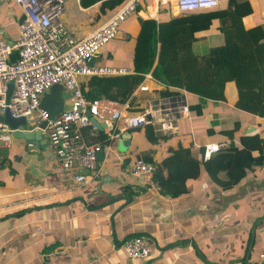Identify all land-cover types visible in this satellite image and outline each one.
<instances>
[{
    "label": "crops",
    "instance_id": "obj_1",
    "mask_svg": "<svg viewBox=\"0 0 264 264\" xmlns=\"http://www.w3.org/2000/svg\"><path fill=\"white\" fill-rule=\"evenodd\" d=\"M103 1H66L64 19L78 37L89 35L108 19L100 10ZM228 5L229 0H221L220 9ZM170 7L171 17L184 15L177 11L175 0ZM254 9L245 18L247 27L264 23V0H254ZM134 14L143 17V12ZM161 14L167 16V11L162 9L151 17L159 19ZM22 16L14 2L0 0V37L16 42ZM132 16L123 23L116 38L120 41H110L102 48L97 64L133 69L141 18ZM219 26L216 19L210 29L197 34L198 53L224 43ZM209 33L215 42L208 46L204 38ZM127 44H131L128 52L124 49ZM147 75L131 99L122 104L126 111L136 112L134 109H143L150 99L166 96L162 94L166 87ZM169 89L172 94L184 92ZM226 93V100H206L199 109L201 98L187 92L184 96L190 112L179 120L176 131L164 134L155 130V140L146 136L147 143L137 135L140 131L134 132L129 150L118 149L123 159L116 155L99 158L97 174L82 189H74L72 173L58 168L50 143L32 152L20 139L11 147H0L6 148L0 152V222L4 224L0 264H264V158L259 159L264 149L250 151L251 158L238 166L244 177L230 187H226L231 180L228 171L211 175L209 159L204 158L208 143L229 141L230 146L242 149L243 134L264 139V118L235 106L234 84L228 85ZM237 124L241 130L231 137L229 131ZM86 134L90 138L96 133L87 129ZM139 158L154 163L156 170L165 161V175L179 162L197 161L200 173L188 180H174L173 185L187 181L185 192L165 194L131 172ZM187 172L183 170V174ZM21 209L26 210L15 216ZM134 235L149 239V261L129 257L125 251V240ZM9 249L14 251L5 259Z\"/></svg>",
    "mask_w": 264,
    "mask_h": 264
},
{
    "label": "built area",
    "instance_id": "obj_2",
    "mask_svg": "<svg viewBox=\"0 0 264 264\" xmlns=\"http://www.w3.org/2000/svg\"><path fill=\"white\" fill-rule=\"evenodd\" d=\"M22 11L24 20L20 25V36L16 42L0 37V113L9 108L14 117L35 115L38 123L47 121L43 131L55 151L57 166L72 173L74 189L89 185L92 176L99 170L98 152L103 151L109 159L116 155L118 143L125 131L152 125L156 131L169 134L176 131L179 120L187 116L190 106L182 94H172L146 102L140 112L126 111L124 106L112 99L86 98L81 83L93 75L113 76L134 73V68L91 64L101 49L118 38L123 23L136 12L143 2L150 7L152 16L157 17L163 0H127L112 16L85 37H78L64 19L67 0H10ZM171 1V0H169ZM176 9L182 14H190L218 9L221 0H175ZM149 75V74H148ZM147 75V76H148ZM15 88L10 103H6L9 82ZM61 84L71 92V110L49 118L48 112L41 109L42 97L52 86ZM143 89L147 86L142 85ZM185 95V96H184ZM96 122L106 124L99 130ZM103 135L91 142L86 134ZM17 137L13 129L0 121V147H11ZM230 146V142L208 143L204 158ZM136 176H142L148 186H160L154 180L156 166L139 158L130 168ZM129 257L150 260L152 248L144 235H134L123 245Z\"/></svg>",
    "mask_w": 264,
    "mask_h": 264
},
{
    "label": "trees",
    "instance_id": "obj_3",
    "mask_svg": "<svg viewBox=\"0 0 264 264\" xmlns=\"http://www.w3.org/2000/svg\"><path fill=\"white\" fill-rule=\"evenodd\" d=\"M126 1L104 0L100 5L101 13L109 18ZM162 9L167 11V16L161 14L156 19L149 15L150 7L146 1L137 7L136 12H143V17L134 45V73L86 77L81 83L86 98H108L126 104L146 75L151 74L166 87L163 95L174 93L169 89L170 86L197 95L202 101L199 109L206 100H226L227 87L234 84L235 106L264 118V23L252 27L245 24V18L255 11L254 0H229L225 9L218 8L179 17H171L169 0L162 1ZM216 19L220 21L219 29L224 35V43L210 47L206 53H198L195 49L197 34L210 29ZM142 128L150 140H155L156 133L152 125ZM240 130V124H237L235 129L229 131V135L233 137ZM102 135L100 132L90 137V141L95 142ZM241 140L244 144L242 149L235 148L232 144L228 149L218 151L207 163L208 171L213 176L222 170L228 171L231 180L226 187L242 180L244 171L238 170V166L251 158L250 151L264 149V139L257 134H243ZM260 158H264V154ZM166 168L164 161L154 174L155 182L165 194L177 195L185 192L187 181L185 184L173 185L174 180L182 177L188 180L200 173L199 162L192 160L179 162L173 169H169L167 175L164 174ZM184 169L188 171L186 174H183ZM24 210L26 209L18 210L14 215L18 216Z\"/></svg>",
    "mask_w": 264,
    "mask_h": 264
},
{
    "label": "water",
    "instance_id": "obj_4",
    "mask_svg": "<svg viewBox=\"0 0 264 264\" xmlns=\"http://www.w3.org/2000/svg\"><path fill=\"white\" fill-rule=\"evenodd\" d=\"M186 15V14H184ZM24 20V16L21 18V23ZM11 44L13 42L11 41ZM95 58H93L90 62L91 64L95 63ZM9 89L6 96V103L9 104L11 100V95L15 88V84L13 81L9 82ZM64 87L61 84H57L52 86L49 92H47L42 97L41 109L46 110L48 112V117L53 118L63 111L71 110L73 104L70 99L71 92L63 93ZM68 97V98H67ZM0 121L8 124L12 129L15 137L20 140H24L28 145V149L30 152L36 149H44L49 141L43 131V128L46 126L47 121H42L38 123L37 116L28 115L21 117H14L9 108H6L4 112L0 113ZM96 125L99 130H103L106 127V124H100L96 122ZM141 131V128H135L132 131H125L122 134V139L118 143V149L123 152H127L130 146L133 143V133ZM248 131H252L251 129ZM98 156L100 159L103 158V151L98 152Z\"/></svg>",
    "mask_w": 264,
    "mask_h": 264
},
{
    "label": "rangeland",
    "instance_id": "obj_5",
    "mask_svg": "<svg viewBox=\"0 0 264 264\" xmlns=\"http://www.w3.org/2000/svg\"><path fill=\"white\" fill-rule=\"evenodd\" d=\"M136 13V12H135ZM151 14V16L153 15L152 13H150ZM133 16H138L139 18H141L139 15H137V14H132ZM131 15V16H132ZM132 16V17H133ZM131 19V18H130ZM123 26V25H122ZM207 36L204 38V41L206 42L205 44H207L208 46L210 45V44H214V42H215V39L213 38V34H211V33H209V34H206ZM119 42L120 40H118V39H115V40H112V42H110V44L111 43H116V42ZM131 41H132V39H131ZM128 42V41H127ZM104 47H105V45H104ZM103 47V48H104ZM125 51L126 52H128L130 49H131V44H127L126 46H125ZM102 50V49H101ZM233 86V84H230V87H232ZM137 135L139 136V137H142V139H143V142L144 143H147V137H146V134H145V132H144V130H142V131H140V132H138L137 133ZM52 147V146H51ZM5 149L6 148H0V152L2 153V152H4L5 151ZM53 149V148H52ZM145 160V159H144ZM150 163V162H149ZM152 164H154V163H152ZM155 165V164H154ZM156 166V165H155ZM3 173V172H2ZM4 227V224L2 223V222H0V230L2 229ZM0 241H2V240H0ZM3 248V247H2ZM1 248V249H2ZM16 249V248H15ZM14 250H8V252L6 253V254H4V258L5 259H8V258H10V253H12Z\"/></svg>",
    "mask_w": 264,
    "mask_h": 264
}]
</instances>
